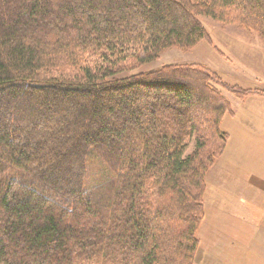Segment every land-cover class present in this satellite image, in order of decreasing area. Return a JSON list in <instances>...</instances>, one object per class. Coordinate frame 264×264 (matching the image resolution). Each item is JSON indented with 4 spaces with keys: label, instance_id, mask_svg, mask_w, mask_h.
Instances as JSON below:
<instances>
[{
    "label": "trees",
    "instance_id": "1",
    "mask_svg": "<svg viewBox=\"0 0 264 264\" xmlns=\"http://www.w3.org/2000/svg\"><path fill=\"white\" fill-rule=\"evenodd\" d=\"M199 17L264 45V0H0V264L194 263L224 92L264 95L134 71L210 41Z\"/></svg>",
    "mask_w": 264,
    "mask_h": 264
},
{
    "label": "crops",
    "instance_id": "2",
    "mask_svg": "<svg viewBox=\"0 0 264 264\" xmlns=\"http://www.w3.org/2000/svg\"><path fill=\"white\" fill-rule=\"evenodd\" d=\"M217 27L212 38L220 57L211 65V51L201 42L193 49L201 59L185 63L207 66L229 85L264 92V45L247 32ZM224 95L232 114L220 123L227 141L205 178L193 264H264V95Z\"/></svg>",
    "mask_w": 264,
    "mask_h": 264
},
{
    "label": "rangeland",
    "instance_id": "3",
    "mask_svg": "<svg viewBox=\"0 0 264 264\" xmlns=\"http://www.w3.org/2000/svg\"><path fill=\"white\" fill-rule=\"evenodd\" d=\"M198 19H199L200 23L203 25V27L208 31L209 35L211 34V36H209L210 37V41H206V40L201 41L202 43H206L207 44V47H208V50L211 51V54H210L211 56H209V58H211V60L208 61L211 65L213 63V57L216 58L217 55L218 56L220 55V50H219L218 46H216V42L214 40L215 37L212 38L213 28L214 29H217L218 28L217 26H219V27L221 26L222 29H228L229 27H233V28H236L237 30H239L240 32H246V31H244L242 29H239L235 25L218 23L216 21L211 20L210 18L199 17ZM216 24H218V25H216ZM228 30H233V29H228ZM215 32L218 34L219 29L217 31H215ZM227 32H229V31H226V33ZM247 33H249V32H247ZM249 34L251 36L257 37L254 33H251L250 32ZM201 42H199V43H201ZM196 46H194L193 48H191L189 51H179V50H174V49L168 50V51H164L156 61H154V62H152L150 64H147V65H145L143 67H140V68H138V69H136L134 71L135 72L149 71V70H154V69H156L158 67H161V66L167 65V64H174V63H179V62L180 63H185L186 61H195V59H201L200 56H198L199 53L197 54L196 51L195 52L193 51V49L196 48ZM195 55H197V56H195ZM221 55H224V54H221ZM185 64H187V63H185ZM232 64L234 65V62ZM194 65H198V64H194ZM200 66H203L204 68H206L209 71L213 72L207 66H204V65H200ZM213 73H215V72H213ZM131 74H133V72H131V73L130 72H124V73L118 75L117 77H125V76H129ZM219 158L220 157H218V159L214 162V164L212 165V167L216 164V162L219 160ZM210 169H209V171H210ZM208 172H207V174H208ZM205 178H206V176H205ZM204 185H205V182H204Z\"/></svg>",
    "mask_w": 264,
    "mask_h": 264
}]
</instances>
